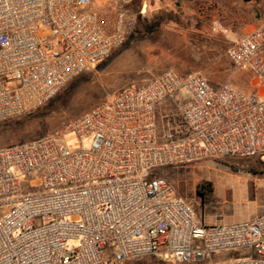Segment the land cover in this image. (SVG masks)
Returning a JSON list of instances; mask_svg holds the SVG:
<instances>
[{
	"label": "built area",
	"instance_id": "1",
	"mask_svg": "<svg viewBox=\"0 0 264 264\" xmlns=\"http://www.w3.org/2000/svg\"><path fill=\"white\" fill-rule=\"evenodd\" d=\"M161 0H0V125L49 104L119 50ZM86 7H88L86 9ZM226 56L255 94L167 69L107 95L61 129L0 147V264H264V213L205 226L154 169L204 159L264 164V21ZM185 90L157 136L155 106ZM73 134L81 144L56 141ZM89 140V146L82 145ZM74 147V146H73ZM70 243H76L69 249ZM245 250L236 258L226 253ZM215 254L223 256L213 262Z\"/></svg>",
	"mask_w": 264,
	"mask_h": 264
},
{
	"label": "rangeland",
	"instance_id": "2",
	"mask_svg": "<svg viewBox=\"0 0 264 264\" xmlns=\"http://www.w3.org/2000/svg\"><path fill=\"white\" fill-rule=\"evenodd\" d=\"M155 5L137 21L124 45L91 72L70 82L46 106L1 124L0 147L53 133L107 95L127 86L144 85L167 69L184 75L198 73L213 90L229 84L245 94L256 93L260 86L253 87L252 74L235 70L226 52L235 40L264 21V0H196L185 2L181 10ZM187 98V92L180 90L156 104L160 141L168 130L166 119L170 118L171 124L180 123L177 106ZM56 141L73 149L81 144L73 134ZM82 145L87 148L89 140H83ZM153 171L171 185L176 197L190 205L193 217L205 226L251 221L264 213V164L257 157L204 159ZM206 184L211 185L212 192L198 193ZM75 247L76 243L69 244V249ZM245 252L225 255L236 258ZM222 259L215 254L212 261ZM127 264L176 263L147 257Z\"/></svg>",
	"mask_w": 264,
	"mask_h": 264
},
{
	"label": "crops",
	"instance_id": "3",
	"mask_svg": "<svg viewBox=\"0 0 264 264\" xmlns=\"http://www.w3.org/2000/svg\"><path fill=\"white\" fill-rule=\"evenodd\" d=\"M196 0H161L159 3H157L156 5H155V7H157V6H161V5H164L165 7H168V8H170V7H174V8H177V9H182L183 7H184V5H185V2H188V3H193V2H195ZM152 7V6H151ZM246 34V33H245ZM244 34V35H245ZM243 35V36H244ZM242 36V37H243ZM240 39V38H239ZM238 40V39H237ZM236 41V40H235Z\"/></svg>",
	"mask_w": 264,
	"mask_h": 264
},
{
	"label": "trees",
	"instance_id": "4",
	"mask_svg": "<svg viewBox=\"0 0 264 264\" xmlns=\"http://www.w3.org/2000/svg\"><path fill=\"white\" fill-rule=\"evenodd\" d=\"M172 125H174V124L172 123ZM205 192H209V193L212 192L211 185L206 184V185L200 186V187L198 188V193L203 194V193H205Z\"/></svg>",
	"mask_w": 264,
	"mask_h": 264
}]
</instances>
